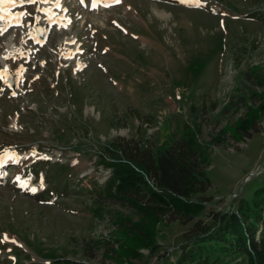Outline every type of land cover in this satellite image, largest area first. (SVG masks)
<instances>
[{
  "label": "rangeland",
  "instance_id": "1",
  "mask_svg": "<svg viewBox=\"0 0 264 264\" xmlns=\"http://www.w3.org/2000/svg\"><path fill=\"white\" fill-rule=\"evenodd\" d=\"M7 10L25 15L22 25L0 20V73L15 79L11 89L0 76V264H175L194 220L210 224L264 184V113L250 133L235 128L264 100V0ZM183 136L201 148L211 182L206 200L188 202L193 221L142 220L94 193L111 174V142L156 154Z\"/></svg>",
  "mask_w": 264,
  "mask_h": 264
},
{
  "label": "trees",
  "instance_id": "2",
  "mask_svg": "<svg viewBox=\"0 0 264 264\" xmlns=\"http://www.w3.org/2000/svg\"><path fill=\"white\" fill-rule=\"evenodd\" d=\"M256 109L238 120V134L255 129V113H264V100ZM106 147L111 174L104 185H92L94 193L128 206L142 220L181 224L194 220L188 202L206 200L211 182L193 138L183 136L156 154L132 139ZM59 188L63 191L65 185ZM183 238L175 264H264V184L233 210L215 214L210 224L194 220Z\"/></svg>",
  "mask_w": 264,
  "mask_h": 264
},
{
  "label": "snow or ice",
  "instance_id": "3",
  "mask_svg": "<svg viewBox=\"0 0 264 264\" xmlns=\"http://www.w3.org/2000/svg\"><path fill=\"white\" fill-rule=\"evenodd\" d=\"M36 3L37 0H0V5H3L5 3H8V4H15V3ZM41 2H46V0H41ZM83 2V0H82ZM112 2H119V0H112ZM183 2V0H182ZM96 3H97V0H93V7L96 6ZM196 3L198 4L199 3V0H196ZM9 16H11V13L8 14ZM25 15V13H17L15 16H13L11 18V21H10V25L11 24H16V25H22V20H21V17ZM7 17L4 15V14H0V20H4L6 19ZM4 31H6V29H0V34H2ZM6 71V70H5ZM5 239H7V237H5Z\"/></svg>",
  "mask_w": 264,
  "mask_h": 264
},
{
  "label": "water",
  "instance_id": "4",
  "mask_svg": "<svg viewBox=\"0 0 264 264\" xmlns=\"http://www.w3.org/2000/svg\"><path fill=\"white\" fill-rule=\"evenodd\" d=\"M34 31L36 35L39 37L41 42H45V31L41 24L38 22L34 23ZM3 80L4 82H8L12 88H14V77L11 71L6 70V74H3Z\"/></svg>",
  "mask_w": 264,
  "mask_h": 264
},
{
  "label": "bare ground",
  "instance_id": "5",
  "mask_svg": "<svg viewBox=\"0 0 264 264\" xmlns=\"http://www.w3.org/2000/svg\"><path fill=\"white\" fill-rule=\"evenodd\" d=\"M109 2H112V0H109ZM11 5L12 4H8V3L0 5V14H4L7 17L6 19L1 21L2 23L6 22L7 19H9L10 17H13L12 15L11 16L8 15L10 12L7 10V7H10ZM159 15L161 16L162 19H165V20L168 17V13L167 12H161ZM49 19L52 20V22H59L60 17L58 16V14L53 13V16H49ZM2 26H5V23Z\"/></svg>",
  "mask_w": 264,
  "mask_h": 264
}]
</instances>
